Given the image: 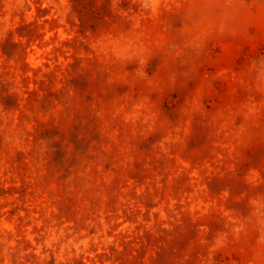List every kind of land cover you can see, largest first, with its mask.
Returning a JSON list of instances; mask_svg holds the SVG:
<instances>
[{
  "label": "rangeland",
  "instance_id": "obj_1",
  "mask_svg": "<svg viewBox=\"0 0 264 264\" xmlns=\"http://www.w3.org/2000/svg\"><path fill=\"white\" fill-rule=\"evenodd\" d=\"M0 264H264V0H0Z\"/></svg>",
  "mask_w": 264,
  "mask_h": 264
}]
</instances>
